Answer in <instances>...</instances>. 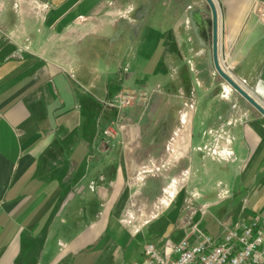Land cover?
<instances>
[{"label": "crops", "instance_id": "crops-1", "mask_svg": "<svg viewBox=\"0 0 264 264\" xmlns=\"http://www.w3.org/2000/svg\"><path fill=\"white\" fill-rule=\"evenodd\" d=\"M2 1L0 264H133L184 235V198L210 235L264 221V117L215 72L204 0ZM214 1L250 88L264 23ZM123 88L147 99L110 106Z\"/></svg>", "mask_w": 264, "mask_h": 264}, {"label": "built area", "instance_id": "built-area-1", "mask_svg": "<svg viewBox=\"0 0 264 264\" xmlns=\"http://www.w3.org/2000/svg\"><path fill=\"white\" fill-rule=\"evenodd\" d=\"M3 8L0 0V15ZM251 12L264 23V1L254 0ZM223 70L228 73L230 68L225 65ZM238 83L250 92L245 81ZM146 99L147 93L142 90L123 88L109 105L121 109ZM104 133L109 134L110 131ZM206 212L205 206L186 199L179 223L184 230L180 240L175 242L165 237L145 243L142 259L133 264H264V221L239 222L233 228L221 226L219 234L212 236L195 220L196 216L202 217Z\"/></svg>", "mask_w": 264, "mask_h": 264}, {"label": "water", "instance_id": "water-1", "mask_svg": "<svg viewBox=\"0 0 264 264\" xmlns=\"http://www.w3.org/2000/svg\"><path fill=\"white\" fill-rule=\"evenodd\" d=\"M210 10L208 25L211 27V51L212 64L217 75L223 79L242 99L264 117V65H262L257 78L250 87V92L246 91L237 80H234L226 73L219 60L218 45V7L214 0H204ZM260 101H258L257 99Z\"/></svg>", "mask_w": 264, "mask_h": 264}, {"label": "rangeland", "instance_id": "rangeland-1", "mask_svg": "<svg viewBox=\"0 0 264 264\" xmlns=\"http://www.w3.org/2000/svg\"><path fill=\"white\" fill-rule=\"evenodd\" d=\"M142 103H143V102H140V104H142ZM135 104H136V103H135ZM137 104H139V103H137ZM133 105H134V104H133ZM140 107H142V108H143V111H144V109L147 110V107H148V106H147V104H146V105H143V106H140ZM140 107H139V108H140ZM124 108H125V107H124ZM140 109H141V108H140ZM150 111H151V109L148 111V116H150V113L152 112V111H151V112H150ZM141 113H144V112H141ZM141 113H140V115H141ZM173 194H174V191H173V190H171V191L168 192V195H169V196H172ZM214 196H215V192L209 193V198H213V199H214ZM166 200H167V199L164 198L163 202L166 203V202H167ZM185 200H186V199L184 198V199H183L182 207L184 206V202H185ZM202 201L204 202L205 200H202ZM194 203L196 204V202H194ZM205 221H207V220H205ZM202 226H203V225H201L200 227L202 228ZM178 236H179V235H174L172 240L175 241V242L179 241L181 237H178ZM212 236H214V235H212Z\"/></svg>", "mask_w": 264, "mask_h": 264}]
</instances>
